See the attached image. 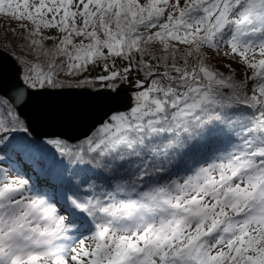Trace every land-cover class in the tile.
<instances>
[{
    "label": "snow or ice",
    "instance_id": "6c2138e0",
    "mask_svg": "<svg viewBox=\"0 0 264 264\" xmlns=\"http://www.w3.org/2000/svg\"><path fill=\"white\" fill-rule=\"evenodd\" d=\"M0 264H264V0H0ZM121 106L78 136L58 91Z\"/></svg>",
    "mask_w": 264,
    "mask_h": 264
},
{
    "label": "water",
    "instance_id": "95a60500",
    "mask_svg": "<svg viewBox=\"0 0 264 264\" xmlns=\"http://www.w3.org/2000/svg\"><path fill=\"white\" fill-rule=\"evenodd\" d=\"M0 79L9 86L16 82V68L10 57L0 56ZM121 100L107 93L93 95L64 90L38 97L29 111L47 130L78 136L105 112L120 107Z\"/></svg>",
    "mask_w": 264,
    "mask_h": 264
},
{
    "label": "trees",
    "instance_id": "16d2710c",
    "mask_svg": "<svg viewBox=\"0 0 264 264\" xmlns=\"http://www.w3.org/2000/svg\"><path fill=\"white\" fill-rule=\"evenodd\" d=\"M0 27H1L0 40L12 39L11 33L9 32L7 36H5V32L9 27H16V25L13 22L9 21L8 18L3 17L0 18Z\"/></svg>",
    "mask_w": 264,
    "mask_h": 264
},
{
    "label": "rangeland",
    "instance_id": "374dc122",
    "mask_svg": "<svg viewBox=\"0 0 264 264\" xmlns=\"http://www.w3.org/2000/svg\"><path fill=\"white\" fill-rule=\"evenodd\" d=\"M0 35H1V27H0Z\"/></svg>",
    "mask_w": 264,
    "mask_h": 264
}]
</instances>
